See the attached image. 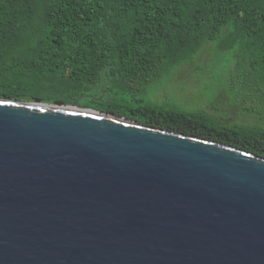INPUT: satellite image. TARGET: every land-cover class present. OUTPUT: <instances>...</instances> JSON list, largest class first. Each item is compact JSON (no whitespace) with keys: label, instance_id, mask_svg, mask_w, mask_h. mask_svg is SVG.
<instances>
[{"label":"water","instance_id":"1","mask_svg":"<svg viewBox=\"0 0 264 264\" xmlns=\"http://www.w3.org/2000/svg\"><path fill=\"white\" fill-rule=\"evenodd\" d=\"M0 98V264H264V158Z\"/></svg>","mask_w":264,"mask_h":264},{"label":"trees","instance_id":"2","mask_svg":"<svg viewBox=\"0 0 264 264\" xmlns=\"http://www.w3.org/2000/svg\"><path fill=\"white\" fill-rule=\"evenodd\" d=\"M221 36L241 89L253 88L264 76V0H0V98L78 99L81 109L264 158V118L232 122L143 96Z\"/></svg>","mask_w":264,"mask_h":264},{"label":"rangeland","instance_id":"3","mask_svg":"<svg viewBox=\"0 0 264 264\" xmlns=\"http://www.w3.org/2000/svg\"><path fill=\"white\" fill-rule=\"evenodd\" d=\"M228 44L229 39L218 37L192 62L149 84L143 96L151 102L201 108L211 116L227 117L232 122L251 123L247 120L264 118V76L257 75L253 88L241 89L242 75L235 62L229 61ZM245 109L254 112L247 115Z\"/></svg>","mask_w":264,"mask_h":264}]
</instances>
